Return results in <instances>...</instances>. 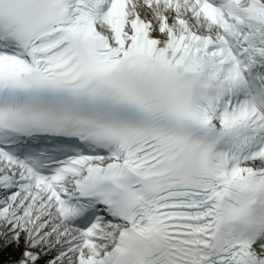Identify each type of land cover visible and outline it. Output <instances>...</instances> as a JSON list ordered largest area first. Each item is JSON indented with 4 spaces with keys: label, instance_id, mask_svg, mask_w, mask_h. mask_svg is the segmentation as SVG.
<instances>
[{
    "label": "snow or ice",
    "instance_id": "1",
    "mask_svg": "<svg viewBox=\"0 0 264 264\" xmlns=\"http://www.w3.org/2000/svg\"><path fill=\"white\" fill-rule=\"evenodd\" d=\"M0 264H264V0H0Z\"/></svg>",
    "mask_w": 264,
    "mask_h": 264
}]
</instances>
